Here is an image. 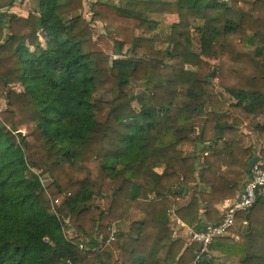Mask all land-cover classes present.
I'll list each match as a JSON object with an SVG mask.
<instances>
[{
    "label": "trees",
    "instance_id": "16d2710c",
    "mask_svg": "<svg viewBox=\"0 0 264 264\" xmlns=\"http://www.w3.org/2000/svg\"><path fill=\"white\" fill-rule=\"evenodd\" d=\"M36 1L37 11L25 18L5 10L15 0H0V264H104L108 225L127 219L126 231H114L118 264H193L198 245L174 235L172 213L198 231L200 210L217 223L214 202L226 200V176L213 163L243 162L249 174L258 156L264 167V0H91L89 19L86 0ZM172 14L178 21L163 51L153 36L125 48L110 28L95 36L92 27L154 33ZM193 29L201 34L197 49ZM96 40L102 50L93 49ZM191 67L209 72L199 76ZM132 83L148 96L138 106ZM254 104L263 120L254 125L259 153L225 139L202 169L210 191L177 207L198 179L196 156L179 149L198 114L214 119L229 109L253 122ZM235 194L231 186L229 197ZM94 197L108 207L91 217ZM255 214L264 217V198L236 215L250 228L242 241L218 237L196 264H225L226 257L264 264V219ZM68 228L75 236L66 237Z\"/></svg>",
    "mask_w": 264,
    "mask_h": 264
},
{
    "label": "crops",
    "instance_id": "0c3cea01",
    "mask_svg": "<svg viewBox=\"0 0 264 264\" xmlns=\"http://www.w3.org/2000/svg\"><path fill=\"white\" fill-rule=\"evenodd\" d=\"M90 1L91 0L87 1V5H89ZM87 5H85V12L87 15H89V6ZM37 9L38 3L36 0H15L14 4L11 7L6 8L5 10L9 13H15L18 16L26 18L29 14L37 11ZM177 21L178 20H176L175 18V21L173 23H176ZM251 107L254 109V114L257 115L255 122H262V116L260 115L261 107L255 104ZM206 117L207 116L204 112L198 114L195 121V128L193 130L194 132L190 140L179 146V149L182 150L186 155L196 156L195 175L198 179L196 183H193L187 188L186 192H184L181 197L177 198V207L186 205L191 200L194 193L199 196L201 193H208V191H210V185L202 182V169L207 168L206 160L208 158V161L214 162V158L212 157V154H214V150L215 152H217L225 149V139H232L243 148H253L254 150H256L257 154L262 148V145L259 143L260 141L258 139V135L254 130L253 122L248 123L243 121L242 118L236 116L229 109L225 110L222 113H219L217 118L207 119ZM217 126L227 129H225L223 133H221V131L216 132L215 128H217ZM202 131L204 132V136L200 135ZM261 162L262 161L259 159V162L257 163ZM228 163H230V160H226V164L222 162L217 163L216 161L215 163H213L215 165V168H219L217 174L226 176V200L214 202L215 208L220 215L224 206L228 205L240 195L243 186L248 179L247 168L243 162H238L234 165ZM231 186L236 187V194L234 197H229ZM200 217L202 218V222L204 224L203 226L210 223L204 218V210H200ZM170 218V220L174 222V219L178 217L175 213H172ZM253 218L256 221L264 219L262 214H255ZM258 224L259 223H256V225ZM187 227L194 228V226H188L187 224H185V227H176L175 225H173L174 235L186 238ZM249 230V224L245 219H237L236 225L228 232L227 235H225V237L234 242H239L242 241L243 236H245L249 232ZM161 263V261H158L157 264ZM224 263L239 264V261L236 258L226 257V262Z\"/></svg>",
    "mask_w": 264,
    "mask_h": 264
},
{
    "label": "rangeland",
    "instance_id": "374dc122",
    "mask_svg": "<svg viewBox=\"0 0 264 264\" xmlns=\"http://www.w3.org/2000/svg\"><path fill=\"white\" fill-rule=\"evenodd\" d=\"M88 0H86L87 2ZM227 1V0H226ZM87 5V3L85 4ZM89 6V5H87ZM86 6H84V9L82 11V14L84 17H86L87 19L90 18V13L89 15L86 14ZM177 19V15H165L163 17V21L162 23L158 26L157 30L154 33H150V32H146V31H142L139 29H131L128 27H121V26H107L106 24H102V23H97L94 22L92 24V27L94 28V32H95V36L98 35H103V36H107V34H105L106 32V27L110 28L111 31L113 32V36L115 39L118 40H122L125 44V48L129 47L131 45V41L133 38H146L147 36H153L155 42H154V46L157 50H165L167 47V43H166V37L170 31V26L173 24V22ZM200 32L196 29H193L191 31V37H192V47L194 49L199 48L200 45ZM240 44L239 41H237V45ZM238 48L240 49V51L247 53L250 51V48H243L242 46L238 45ZM93 49L94 50H102L103 49V44L101 42H99L98 40L95 41L94 45H93ZM207 62L210 63V65H217L218 64V60L216 59H206ZM190 69L195 70L199 76H204L209 72V69L207 68H195V67H191ZM214 83L217 82V79H214L213 81ZM12 88L16 91L21 90V87L17 84H13ZM128 92L133 94L135 96V102L137 100H142L144 102H146V100H148V96L147 93H145L144 89H143V85L141 83H132L129 88H128ZM110 96H112V93L110 92V94H106L103 96L104 99L109 98ZM135 106H138V101L136 103H133ZM6 105V100L4 99V97H2L0 99V110L4 109ZM256 116L253 119V125H255V121H256ZM241 118V117H240ZM244 121V119H243ZM247 122V121H245ZM250 123V122H248ZM42 180L44 182V184H47L49 182V178L47 176H42ZM89 185L92 184L91 181L88 182ZM93 189L95 190V188L93 187ZM108 207V203L101 200L98 197H94L92 199V201L89 203V211H90V216L91 217H96L99 213V211L101 209H107ZM131 219H127V220H123L117 223H110L108 225V228H114L115 230L121 229L123 231H126L129 227V221ZM65 235L66 237L70 238L75 236V231L71 228L65 229ZM81 239H84V236H80ZM120 251L117 249L116 247V241H110L109 243L106 242L105 245L102 246L101 249V253H100V260L101 262H103L104 264L106 262H111L112 264H118L117 261L120 258Z\"/></svg>",
    "mask_w": 264,
    "mask_h": 264
},
{
    "label": "built area",
    "instance_id": "2783aa9c",
    "mask_svg": "<svg viewBox=\"0 0 264 264\" xmlns=\"http://www.w3.org/2000/svg\"><path fill=\"white\" fill-rule=\"evenodd\" d=\"M264 198V167L262 163H256L250 166L248 179L245 182L240 195L224 206L221 212V219L217 223H208L205 229L196 230L192 227H187L186 238L188 242L198 245V250L195 252L193 264L199 262L203 255L209 253L210 245L214 239L228 234V232L236 225V215L246 213L259 199ZM173 224L176 227L184 226L183 222L176 218ZM112 234L107 240V243L114 241L115 229L110 228ZM82 248V245H81Z\"/></svg>",
    "mask_w": 264,
    "mask_h": 264
},
{
    "label": "water",
    "instance_id": "95a60500",
    "mask_svg": "<svg viewBox=\"0 0 264 264\" xmlns=\"http://www.w3.org/2000/svg\"><path fill=\"white\" fill-rule=\"evenodd\" d=\"M257 162H259V158L258 157H254L251 161H250V163H249V165L250 166H253L254 164H256ZM205 229V226H203V230Z\"/></svg>",
    "mask_w": 264,
    "mask_h": 264
}]
</instances>
